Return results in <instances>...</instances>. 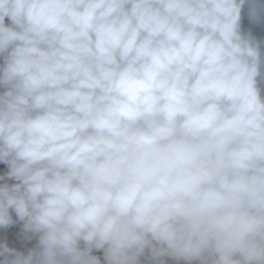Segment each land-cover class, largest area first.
Wrapping results in <instances>:
<instances>
[{"label":"clouds","instance_id":"1","mask_svg":"<svg viewBox=\"0 0 264 264\" xmlns=\"http://www.w3.org/2000/svg\"><path fill=\"white\" fill-rule=\"evenodd\" d=\"M0 264H264V0H0Z\"/></svg>","mask_w":264,"mask_h":264}]
</instances>
